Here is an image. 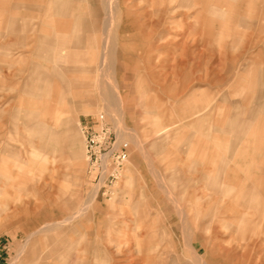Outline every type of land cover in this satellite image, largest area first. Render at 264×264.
<instances>
[{
    "label": "rangeland",
    "instance_id": "1",
    "mask_svg": "<svg viewBox=\"0 0 264 264\" xmlns=\"http://www.w3.org/2000/svg\"><path fill=\"white\" fill-rule=\"evenodd\" d=\"M0 264H264V0H0Z\"/></svg>",
    "mask_w": 264,
    "mask_h": 264
},
{
    "label": "built area",
    "instance_id": "2",
    "mask_svg": "<svg viewBox=\"0 0 264 264\" xmlns=\"http://www.w3.org/2000/svg\"><path fill=\"white\" fill-rule=\"evenodd\" d=\"M97 125H98V128L100 129V131H104L105 132L107 130V128H108V126L104 122V118H103V114L102 113H98L97 114ZM119 148L120 149L118 150V152L116 154V158H118V160L119 159H123L124 156H125V151H124L125 143H121L119 145Z\"/></svg>",
    "mask_w": 264,
    "mask_h": 264
},
{
    "label": "bare ground",
    "instance_id": "3",
    "mask_svg": "<svg viewBox=\"0 0 264 264\" xmlns=\"http://www.w3.org/2000/svg\"><path fill=\"white\" fill-rule=\"evenodd\" d=\"M107 2V1H106ZM110 2V1H109ZM108 2V3H109ZM104 3V5H103V8H104V12L105 13H107L108 14V16H109V14H112V11L109 9L110 7L112 8V6H110L109 7V4H107L106 5V3L105 2H103ZM116 3V2H115ZM112 5H113V3H112ZM117 6V5H116ZM114 7H115V5H114ZM103 10V9H102ZM92 13L93 14H95V15H98L97 13H99L98 11H96V9H93V11H92ZM118 14V13H117ZM104 15V14H103ZM104 17H106V16H104ZM110 17H111V15H110ZM107 18V17H106ZM108 19H110V18H108ZM107 22V21H106ZM112 23V22H111ZM105 24V23H104ZM107 37V36H106ZM75 39H77V38H75ZM76 41H78V40H76ZM108 42V41H107ZM106 44V39H104V45ZM77 45V44H76Z\"/></svg>",
    "mask_w": 264,
    "mask_h": 264
}]
</instances>
